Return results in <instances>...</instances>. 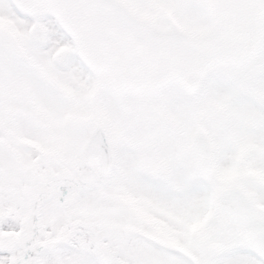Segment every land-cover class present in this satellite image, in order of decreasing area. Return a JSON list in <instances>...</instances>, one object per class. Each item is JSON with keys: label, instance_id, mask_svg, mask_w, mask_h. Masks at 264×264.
Masks as SVG:
<instances>
[{"label": "snow or ice", "instance_id": "snow-or-ice-1", "mask_svg": "<svg viewBox=\"0 0 264 264\" xmlns=\"http://www.w3.org/2000/svg\"><path fill=\"white\" fill-rule=\"evenodd\" d=\"M0 264H264V0H0Z\"/></svg>", "mask_w": 264, "mask_h": 264}]
</instances>
